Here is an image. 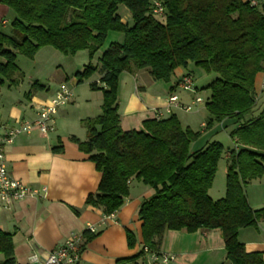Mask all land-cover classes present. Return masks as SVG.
I'll return each mask as SVG.
<instances>
[{"label": "trees", "instance_id": "obj_1", "mask_svg": "<svg viewBox=\"0 0 264 264\" xmlns=\"http://www.w3.org/2000/svg\"><path fill=\"white\" fill-rule=\"evenodd\" d=\"M153 1L162 5L160 16L152 14ZM0 4L15 14L10 34L0 30L1 86L22 82L17 54L32 59L43 47L64 55L87 51L89 62L75 73L77 83L100 76L89 89L102 92L101 113L80 122L86 130L84 141L69 138L101 175L85 206L111 215L123 205L134 179L153 191L137 212L143 248L150 253H159L166 231L218 230L229 264H264L261 253H247L237 238L240 230L264 222V207L251 209L244 192L247 184L264 176V104L256 114L260 98L255 90L256 76L264 72V1L251 5L242 0H0ZM119 6L129 13L130 23L122 22ZM110 32L122 34V42H110L93 64ZM189 63L217 75L206 87L210 118L205 129L214 123L232 127L229 138L235 148L227 152L225 196L218 200L208 191L224 153L221 144L210 142L192 151L191 144L201 133L183 128L175 115L144 121L142 131H123L119 126L122 73L145 69L154 81L169 83L174 70ZM42 89L37 82L31 85V90ZM62 150L51 148L53 154ZM81 236L82 251L97 234L85 230ZM125 236L128 248H133V233L125 230ZM143 248L117 263L135 262L145 255ZM0 264H17L12 235L2 231Z\"/></svg>", "mask_w": 264, "mask_h": 264}, {"label": "crops", "instance_id": "obj_2", "mask_svg": "<svg viewBox=\"0 0 264 264\" xmlns=\"http://www.w3.org/2000/svg\"><path fill=\"white\" fill-rule=\"evenodd\" d=\"M6 14L8 9L0 4L1 32V25L7 24L3 18ZM40 53L51 52L43 48L36 55ZM96 54L93 64L97 63L102 53ZM77 56H80L81 64L73 62L78 60ZM87 57V51H80L71 59H64L62 65H50L51 69H47V62L36 59L30 71H21L23 80L16 87L19 88V100L11 102L12 106L4 112V104L0 101V126L14 127L19 122L34 120L37 107L62 89L71 93L68 103L59 107L55 114L52 133L42 135L36 130L21 133L13 143L5 146L4 159L10 175L29 187H44L46 192L40 198H26L14 202L9 208L0 207V231L12 235L17 264H31L30 259L34 256L42 262L49 252L72 235H81L89 229H93L97 236L84 246L77 264H161L153 262L148 254L140 256L135 262L117 263L142 251L141 221L137 212L142 201L153 195L152 189L132 179L123 205L109 216H105L100 209L84 204L86 197L96 192L101 177L88 156L69 141L72 136L84 141L86 130L80 122L101 113L102 92L89 89V83L97 82L100 76L94 74L80 84L75 77V73L85 65L82 63L86 62ZM186 68L175 69L169 83L154 81L145 69L122 73L117 99L121 130L142 131L144 121L156 119L157 115L161 119L175 115L183 128L201 133L200 138L191 145L199 148L205 146L207 141L203 139L214 131L205 129L210 118L205 105L203 102L193 103L194 98L198 97L196 88L193 87V92H185L177 86L183 76L191 77ZM34 82L43 89L31 90ZM171 86L173 88L170 90ZM255 90L263 100L264 72L256 76ZM27 93L28 97L25 96ZM172 95L177 97L179 103L190 105L195 111L186 113L172 108L167 113V101ZM56 146H62L61 154L51 152V148ZM261 179L250 182L255 186L251 194L245 192L244 188L253 210L264 207V181ZM125 230L132 232L136 239L133 248L127 246ZM237 238L247 253H261L264 259V222H259L255 228L240 230ZM158 254L174 256L173 264H229L218 230H198L194 233L166 231Z\"/></svg>", "mask_w": 264, "mask_h": 264}, {"label": "built area", "instance_id": "obj_3", "mask_svg": "<svg viewBox=\"0 0 264 264\" xmlns=\"http://www.w3.org/2000/svg\"><path fill=\"white\" fill-rule=\"evenodd\" d=\"M258 1H250L251 5H257ZM152 14L160 16L162 13V5L158 1L152 2ZM6 22H3V24ZM178 88L185 92H193V84L190 76H183L177 84ZM71 97V93L66 89L57 92L48 102L37 107L36 117L32 121L19 122L17 126L7 127L0 126V207L9 208L14 202L22 201L26 198H40L45 195L46 189L29 187L19 180L14 179L7 170L4 159V148L13 143L15 137L21 133H30L33 130L38 131L42 135L50 134L54 131V117L59 107L66 105ZM199 97H195L194 104L201 103ZM167 113L172 108L181 109L188 113L192 111L190 105H182L178 102L175 95L168 98ZM161 117L157 115L156 119ZM93 233V229H89ZM83 243L81 235H72L61 245L49 252L47 258L39 262L34 256L30 259L31 264H77L80 260V246ZM143 252L148 254L153 262L161 264H173L174 256L165 254L150 253L147 248H143Z\"/></svg>", "mask_w": 264, "mask_h": 264}, {"label": "rangeland", "instance_id": "obj_4", "mask_svg": "<svg viewBox=\"0 0 264 264\" xmlns=\"http://www.w3.org/2000/svg\"><path fill=\"white\" fill-rule=\"evenodd\" d=\"M118 13L121 16V20L124 23L125 22L130 23L129 13L126 11L124 6H119ZM3 18H4V20L7 21V24L1 25L2 32L3 33H8V32L10 33L11 22L14 20L15 14L10 9H8V14H6ZM122 40H123L122 34L115 33V32L114 33L113 32L108 33L103 47L101 49H99V51L97 53L98 54L102 53V51L107 48V46L110 42H122ZM43 48L46 49L47 51L51 52V53H42V54L40 53L38 55H36L37 54L36 53L32 59H28L25 56L17 54L16 58H15V65L18 68V70H20V72L21 71H23V72L30 71L32 69V66H33V61H35L36 59H37V61L47 62L46 63L47 69L48 68L51 69L50 65H62L64 62V59H71L70 57L74 56V55H64V54L54 50L51 47H43ZM43 48H41V49H43ZM52 53H55V54H52ZM95 55H97V54H95ZM87 56H88V53H87ZM77 57H78V60L75 59V60H73V62L76 61L74 63L81 64V61L79 58L80 56H77ZM94 60H96V59H94ZM88 62H89V59H87L86 62L82 63V64L87 65ZM77 70H79V68ZM186 71L190 73V75L193 79V81H192L193 87L197 89L198 97L201 99V101L205 105V102L209 97V91L206 90V87L215 78H217V75L213 74V73L205 74L200 68H197L193 64H190V63L188 65V67L186 68ZM2 86H4V87H0V96H1L0 101H1V103L3 102V104H4L3 109H2V111L4 112L12 106L11 102L14 103V102L19 100V88H16L15 86L8 87L7 82L4 83ZM263 104H264V98H263V100L258 99L256 101V114H258V112L260 111V110L259 111H257V110L263 107ZM194 111H195L194 108H192V111L188 112V113H193ZM186 115H189V114H186ZM210 128L214 131L210 132V134L207 137H205L203 139V141L204 142L207 141V143L218 142L219 144L222 145V147L224 149V153H223L221 159L217 163L216 173H215V177H214L212 186L208 191L209 197L211 199L218 200V199H221L225 196L226 159L228 157L227 152L229 150L233 149L234 145H233L232 140L229 138V132L232 129V127H229L227 129H223V127H221L220 124L214 123L212 125V127H210ZM198 148L199 147L197 145H194V144L191 145L192 151H195ZM260 181H264V176L262 177V179ZM254 187L255 186L252 183L247 184L245 186V188H246L245 192L251 194L250 191L254 190ZM249 197H250V195H249Z\"/></svg>", "mask_w": 264, "mask_h": 264}]
</instances>
